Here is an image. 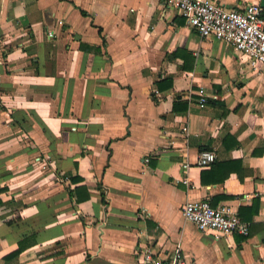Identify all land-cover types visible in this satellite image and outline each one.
Listing matches in <instances>:
<instances>
[{
	"label": "crops",
	"instance_id": "crops-1",
	"mask_svg": "<svg viewBox=\"0 0 264 264\" xmlns=\"http://www.w3.org/2000/svg\"><path fill=\"white\" fill-rule=\"evenodd\" d=\"M201 197L248 233L185 219ZM0 200V264H264V67L162 0H0Z\"/></svg>",
	"mask_w": 264,
	"mask_h": 264
},
{
	"label": "built area",
	"instance_id": "built-area-1",
	"mask_svg": "<svg viewBox=\"0 0 264 264\" xmlns=\"http://www.w3.org/2000/svg\"><path fill=\"white\" fill-rule=\"evenodd\" d=\"M162 2L177 8L202 37L213 35L245 54L253 67H264V11L258 0H250L240 7H227L216 0ZM58 21L61 22V19ZM47 33L53 35L54 29L49 28ZM206 99L205 94H201L199 104L203 105ZM181 130L186 133L188 126L182 124ZM148 158V155L144 156L145 160ZM214 158V150L203 148L199 150L194 163L207 166ZM182 165L186 173L181 179L189 183L187 172L193 163L185 160ZM182 213L185 219L192 221L198 228L212 229L215 237L230 232L247 234L249 231L248 222L240 217L235 206L226 201L212 204L207 197L187 199L182 206ZM137 253L140 264H194L185 256L180 246H176L167 258L155 254L148 246L140 248Z\"/></svg>",
	"mask_w": 264,
	"mask_h": 264
},
{
	"label": "trees",
	"instance_id": "trees-1",
	"mask_svg": "<svg viewBox=\"0 0 264 264\" xmlns=\"http://www.w3.org/2000/svg\"><path fill=\"white\" fill-rule=\"evenodd\" d=\"M98 185L100 187V192H101V198L104 202V206L108 203V196H107V187L101 182H98ZM5 203V200H0V204Z\"/></svg>",
	"mask_w": 264,
	"mask_h": 264
},
{
	"label": "water",
	"instance_id": "water-1",
	"mask_svg": "<svg viewBox=\"0 0 264 264\" xmlns=\"http://www.w3.org/2000/svg\"><path fill=\"white\" fill-rule=\"evenodd\" d=\"M260 3L264 6V0H260Z\"/></svg>",
	"mask_w": 264,
	"mask_h": 264
}]
</instances>
